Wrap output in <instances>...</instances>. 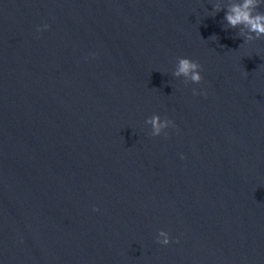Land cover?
Returning a JSON list of instances; mask_svg holds the SVG:
<instances>
[{"label":"water","instance_id":"95a60500","mask_svg":"<svg viewBox=\"0 0 264 264\" xmlns=\"http://www.w3.org/2000/svg\"><path fill=\"white\" fill-rule=\"evenodd\" d=\"M235 2L0 0V264H264V39Z\"/></svg>","mask_w":264,"mask_h":264},{"label":"clouds","instance_id":"9594fccd","mask_svg":"<svg viewBox=\"0 0 264 264\" xmlns=\"http://www.w3.org/2000/svg\"><path fill=\"white\" fill-rule=\"evenodd\" d=\"M264 4V0H237L235 3H231L226 12L224 19L227 25L231 29H240V36L244 38V44H248L254 40L264 39V12L259 11L261 5ZM222 9L219 5H214L213 13L214 16L217 12ZM47 25L44 29H37V31H43L47 29ZM203 71L202 66L189 58H179L173 72V76L177 79L183 78L184 82L192 84H202L203 77L200 74ZM194 95H204L206 93H199L193 89ZM146 125L151 126L150 135L153 137H159L162 134L167 136V129L172 127L175 128V124L165 118L161 119L159 115H153L145 121ZM183 158V157H182ZM98 211V209H94ZM169 234L163 230L158 233L156 243L167 246L171 243ZM179 243V240L175 241Z\"/></svg>","mask_w":264,"mask_h":264}]
</instances>
